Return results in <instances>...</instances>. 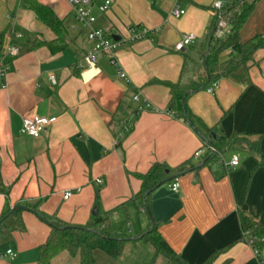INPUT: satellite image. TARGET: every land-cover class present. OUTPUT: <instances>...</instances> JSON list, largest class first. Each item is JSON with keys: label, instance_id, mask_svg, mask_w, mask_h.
Returning <instances> with one entry per match:
<instances>
[{"label": "crops", "instance_id": "crops-1", "mask_svg": "<svg viewBox=\"0 0 264 264\" xmlns=\"http://www.w3.org/2000/svg\"><path fill=\"white\" fill-rule=\"evenodd\" d=\"M36 1L63 22L66 48L53 54L40 46L3 56L14 32L22 35L21 42L36 37L50 42L55 36L32 12L17 9L19 0H0V60L8 66L6 87H0V264H38L50 223L84 227L95 210L111 225L124 222L129 235H134L131 219L138 221V233L155 224L187 264H201L223 248L208 264H264V247L258 252L242 239L244 218L264 228V170L254 171L256 161L245 151L229 171L215 159H197L203 140L167 110L166 84L192 78L215 16L212 6L230 0H109L103 13L99 7L106 0H93L94 28L127 36L137 27L150 34L126 43L112 61L101 58L91 70L78 67L90 45L66 0ZM175 8L178 18L171 15ZM224 33L220 40L230 29ZM185 35L194 36V44L176 52ZM257 36L264 38V1L254 4L239 32L242 43ZM212 82L217 83L212 94L204 89L187 100L189 110L211 129L210 139L245 134L259 140L264 152V49L256 50L245 68ZM136 94L150 104L148 110L136 112ZM33 116L49 118L51 125L38 138L22 136V118ZM126 122L131 130L123 133ZM185 162L191 167L175 177L179 191L168 187L175 178L157 188L150 215L131 201L141 188L138 175L155 164L169 172ZM67 191L72 195L64 199ZM6 206L23 208V231L16 228L17 216L1 219ZM130 247L138 249L135 263L147 264L149 248L128 243L124 250ZM122 255L112 260L93 253L97 264L124 262ZM52 264L78 262L62 254ZM155 264L168 263L157 257Z\"/></svg>", "mask_w": 264, "mask_h": 264}, {"label": "trees", "instance_id": "trees-1", "mask_svg": "<svg viewBox=\"0 0 264 264\" xmlns=\"http://www.w3.org/2000/svg\"><path fill=\"white\" fill-rule=\"evenodd\" d=\"M254 4L248 0H230L222 10L217 11L209 30L208 41L200 50L199 55L202 62L196 71V77L185 84L166 85L170 91V101L167 107L169 112L186 123L201 137L203 142L212 144L222 154L245 151L251 155L256 161L253 168L255 171L264 170V152L260 147L259 140H251L245 134H233L213 142L210 139L211 129L196 117L187 105V100L192 94L206 89L212 81L218 78L228 77L237 69L245 68L253 53L258 49H264V38L257 36L246 43H242L239 38V32L252 13ZM17 9L32 12L55 36V39L50 42L39 40L37 37L33 41L29 39L22 42L16 41L20 51L28 52L34 48L46 46L51 53L55 54L66 48L63 22L49 7L36 0H19ZM221 22L226 23L230 29L229 35L223 40L215 37V32ZM225 52L229 53L228 59L221 61L220 57ZM190 167L191 164L185 162L166 172L160 165H153L146 173L138 175L141 188L131 201L137 204L142 212L150 215V202L154 191L171 182L178 174L185 172ZM11 212L12 215L17 216V230L23 231L24 225L19 219L20 210H13L6 206L1 219ZM50 228L47 240L39 248L38 264H52V261L62 254L77 260L78 264H97L93 256L95 251L102 252L112 260H118L128 243L134 245L143 243L149 248L151 257L147 264H155L157 257H163L168 264H187L167 244L155 224H151L139 235H132L127 239L116 237L109 219L99 215L93 216L89 224L84 227H71L52 222ZM242 228L244 233H248L246 237L242 236V239L250 241L252 247L260 252L264 247V228L248 218H244ZM224 249L214 252L201 264H208L216 254Z\"/></svg>", "mask_w": 264, "mask_h": 264}, {"label": "built area", "instance_id": "built-area-1", "mask_svg": "<svg viewBox=\"0 0 264 264\" xmlns=\"http://www.w3.org/2000/svg\"><path fill=\"white\" fill-rule=\"evenodd\" d=\"M264 0H249V2H258ZM71 14L74 17L77 24L81 29L87 30V41L90 45L89 50L83 56L82 62L78 65L79 68H83L86 70H91L94 68L98 61L101 58H107L112 61L115 57L116 51L124 47L126 43H133L140 41L147 37L150 34V31L146 29H139L137 27H130L127 30V36H123L119 33H108L103 30H99L94 28V24L96 22V18L92 13V5L93 0H66ZM110 1L106 0L102 6L99 7V11L101 13L105 12L109 9ZM214 15L217 11L222 10L224 5L220 2H215L212 6ZM181 12L178 8H175L171 11V15L175 18L180 16ZM227 28L226 23L221 22L218 25V28L215 32V37L218 39L224 38V31ZM118 37L119 39L115 41L113 38ZM22 39V35L19 33H13L11 43L8 45L6 50L4 51L3 56L14 57L17 56L20 52V47L15 43ZM195 38L192 35H185L181 38V40L175 45L176 52H182L185 48L194 44ZM8 72V66L3 61L0 60V87L5 88V77ZM119 78H126L125 74L120 73ZM51 84H55V79L53 77L50 78ZM217 87L216 82H211L206 88V92L212 94ZM133 100L138 103V107L136 109L137 113H141L145 110H148L151 106L146 100H142L139 94H136L133 97ZM52 120L49 118H41V117H24L21 121L20 134L22 136H28L32 138H38L41 136L46 129L51 125ZM131 130V124L128 122L123 124V133H128ZM122 138V135L119 139ZM118 144V141L116 142ZM195 157L201 160H213L219 165H221L226 171L233 170L239 165V155L236 153H232L230 159L227 161L225 158V154L219 152L212 144L207 142H202L201 147L196 151ZM101 180H97V184H101ZM169 190L173 193H177L180 188V184L177 178H175L169 185ZM72 195L71 191L64 192L63 198L68 199ZM248 235L247 232H243L242 236L246 237ZM251 244L250 241H248ZM10 258H14L15 254L8 250L6 252Z\"/></svg>", "mask_w": 264, "mask_h": 264}, {"label": "rangeland", "instance_id": "rangeland-1", "mask_svg": "<svg viewBox=\"0 0 264 264\" xmlns=\"http://www.w3.org/2000/svg\"><path fill=\"white\" fill-rule=\"evenodd\" d=\"M201 59V58H200ZM201 62H202V60H201ZM197 64V63H196ZM199 64H201L200 62H199ZM201 65H195L194 66V69H193V74H192V78L190 79V80H192V79H194L196 76H195V74H196V71H197V69L200 67ZM208 143V142H207ZM236 154L237 155H239V158L241 157V155L243 154L244 155V153L242 152V151H239V152H236ZM230 154H228V156H226V159L228 160V159H230ZM130 222H131V224H132V226H133V231H134V236H137V235H139L140 233H138V221L136 220V219H131L130 220ZM123 224H124V222H122L121 220H119V221H116L115 222V224L114 225H111V227H112V229H113V231L116 233V234H118L120 237H122L123 239H127V238H130V236H132V235H129L127 232H126V229H125V227L123 226ZM141 244H143V243H141ZM143 246H146V245H144L143 244ZM137 252H138V249H135L134 247H130V249L129 250H127L126 248H125V250H124V252H123V260H124V262L120 259L118 262H117V264H137V263H135L136 262V259H138V257H137Z\"/></svg>", "mask_w": 264, "mask_h": 264}, {"label": "water", "instance_id": "water-1", "mask_svg": "<svg viewBox=\"0 0 264 264\" xmlns=\"http://www.w3.org/2000/svg\"><path fill=\"white\" fill-rule=\"evenodd\" d=\"M115 41H117L119 38L118 37H114L113 38ZM23 208L22 207H16L15 208V210H22ZM12 213H9L7 216H5V218L3 219V220H5V219H7L10 215H11ZM93 216H96L97 215V211L95 210L93 213ZM2 223V221L0 222V224Z\"/></svg>", "mask_w": 264, "mask_h": 264}]
</instances>
